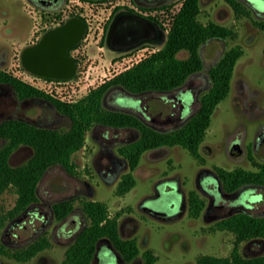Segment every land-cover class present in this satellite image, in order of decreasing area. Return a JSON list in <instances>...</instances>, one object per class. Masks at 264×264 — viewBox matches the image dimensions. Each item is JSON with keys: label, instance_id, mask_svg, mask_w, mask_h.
Listing matches in <instances>:
<instances>
[{"label": "rangeland", "instance_id": "374dc122", "mask_svg": "<svg viewBox=\"0 0 264 264\" xmlns=\"http://www.w3.org/2000/svg\"><path fill=\"white\" fill-rule=\"evenodd\" d=\"M79 1V4L72 6V11L87 13L90 27L85 35L86 39L82 41L83 45L74 51L83 57L80 60L79 69H83L86 65V71L79 72L82 76L79 78L82 89L75 94H84L90 87L112 78L163 46L164 42L144 43L127 52L110 51L104 43L102 32L109 11L106 7L110 4H100L96 7L87 1ZM181 1L175 2L177 4L175 11L181 7ZM251 1L257 8L264 9V0ZM244 2L249 8L247 14H237L226 0H201L200 2L199 19L203 23L215 21L230 27L233 29V35L227 38H210L201 46L204 67L185 86L188 88L185 92L186 103L190 104L194 100L193 90H197L211 80L209 69L227 49L240 45L244 50L236 64L230 93L216 107L211 124L201 143L200 150L205 161H199L188 149L180 145L161 146L148 150L143 153L135 170V186L125 194H118L120 176L115 181L103 179L99 170L105 171L106 165H99V145L87 131L84 145L72 155L75 171L68 172L63 165L55 164L50 166L41 178L38 202L41 214H46V217L52 216L50 205L69 197L76 198L75 206L81 208V212L82 199L90 198L106 202L110 216L118 215L120 228L122 221L125 220L121 229L122 237L137 239L140 254L136 262L131 264H143L142 252L146 249H152L157 255L155 264H196L198 258L204 254L224 257L231 255L236 236L230 230L215 229L213 225L218 219H207L203 213L199 217L191 216L188 205L184 213L181 215L180 213L183 192L187 201L191 190L200 191L197 187V179L203 168L256 170L257 163L264 161V147L253 148L256 131L264 123V28L259 24L264 21V12H257L247 1L244 0ZM25 4L26 0H0V49L8 50L10 54L13 53L17 42L24 40V32L32 31L31 28L36 23L35 17L28 12ZM4 7L9 10L8 14L1 10ZM69 14L70 7L65 6L63 17L66 18ZM172 17L171 14L163 18L166 22V36L171 27ZM9 26L13 27L12 31L8 29ZM114 55L116 56L113 58ZM178 55L185 58L188 52L184 50ZM19 63L20 60L16 56L10 63L6 60L0 62V69L10 70ZM205 91L203 90L201 94ZM154 96L148 100L149 103L156 109L168 110V103L162 99L161 95ZM8 117L22 118L41 126L62 130L69 128L71 124L70 117L62 114L49 99L22 98L12 86L2 84L0 85V122ZM181 125L179 123L157 126L169 130ZM125 132L128 130L125 129ZM237 138L242 141L244 148V155L241 158H236L228 150L229 144ZM5 142L0 138V145ZM248 147L251 148L249 152ZM33 153L34 149L31 146L20 145L12 153L10 162L13 165H20ZM127 171H129L128 167L123 169L121 174ZM162 180L169 181L162 186L160 194L157 195V183ZM214 180L217 181L215 177ZM58 182L61 186L57 185ZM254 190L264 193V187ZM150 195L155 197L148 199V205L159 211V216L151 215L139 206L140 202ZM17 198L18 193L13 187L0 194V216L6 215L14 208ZM261 198L262 194H252L248 189L240 201L247 205L249 201L255 202L253 209L248 211L255 215H262L264 200L260 201ZM205 199L207 201L206 197ZM43 219L45 218L30 222L28 217L25 224L10 226L5 240L10 249L21 248L47 233L51 245L28 261H18L7 255H0V264L61 263L65 257L66 248L73 239L61 235L54 237L52 230L56 224L55 217L51 225L43 226ZM78 221L79 216L72 215L66 223V228L76 226ZM88 222L85 216L83 224L87 225ZM8 223L10 219L7 220L5 228ZM36 230L39 231L37 234H35ZM240 252L247 257L263 254L264 240H245L240 245ZM102 264H118L111 250L106 251Z\"/></svg>", "mask_w": 264, "mask_h": 264}, {"label": "trees", "instance_id": "16d2710c", "mask_svg": "<svg viewBox=\"0 0 264 264\" xmlns=\"http://www.w3.org/2000/svg\"><path fill=\"white\" fill-rule=\"evenodd\" d=\"M237 14H247L249 8L240 0H226ZM201 0H183L175 13L163 46L134 63L92 90L74 103L63 102L24 81L0 69V83L11 85L20 97H43L49 99L71 119L67 129L44 127L27 120L6 118L0 122V137L6 142L0 145V194L10 187L16 189L18 198L14 208L6 215L0 216V255H7L19 261H27L51 245L47 235H43L23 248H9L1 234L8 219L20 215L29 205L38 200V184L50 166L61 164L68 172L75 171L73 153L80 149L86 140V132L95 122L131 125L141 130L136 141L123 145L120 149L128 159L130 170L123 174L117 188L118 194H125L136 184L133 171L138 166L144 152L161 147L180 145L199 161L205 158L200 150L212 115L218 104L231 90V81L236 64L243 55L240 45L227 49L220 59L209 69L211 87L202 94L199 110L182 126L160 131L138 118L121 112L106 109L102 98L106 89L113 84L122 85L130 91L144 90L166 91L182 85L193 73L204 67L201 46L210 38H227L233 35V29L199 19ZM264 28V21L259 23ZM188 56L180 57L181 51ZM21 144L34 149L32 156L20 165H13L10 157ZM225 188L233 190L247 182L264 184V161L257 163L256 170L235 168L216 169ZM189 214L199 217L205 208L206 200L197 191L188 193ZM74 198L53 204L58 218L67 216L74 208ZM82 207L89 218V224L81 230L77 238L67 247L61 264H91L97 242L108 238L121 253L123 258L131 261L140 254V247L135 237L124 238L120 234L117 216H110L108 204L101 200L83 199ZM215 229L230 230L235 234L234 246L228 257L212 254L201 255L196 264H264V253L244 256L240 245L245 240H264V215L238 212L217 220ZM143 264H155L157 255L152 249L142 252Z\"/></svg>", "mask_w": 264, "mask_h": 264}, {"label": "flooded vegetation", "instance_id": "af4514ba", "mask_svg": "<svg viewBox=\"0 0 264 264\" xmlns=\"http://www.w3.org/2000/svg\"><path fill=\"white\" fill-rule=\"evenodd\" d=\"M89 1H92V3H94L96 6L98 4H104V5L110 4L113 1L112 5L106 7V9H108L109 11L106 17V21L103 24L102 32L104 36L105 45L110 51L114 53L129 51L126 50L125 48L130 47L133 43H135L138 40L140 35L135 30L132 31L130 29L131 26L130 23L132 24L134 19L139 16L144 17L147 20H150L158 24L159 30L155 35L153 34L152 36L151 34H145V36L143 37H145L146 39L149 38L157 39L158 41L156 43H160V41L164 38V34L166 31L165 28L166 22L163 20V18L168 17L170 13L174 10L175 6L177 5L175 3L177 0H89ZM240 1H243V3L245 4L244 0H240ZM245 1H247V3L250 4L255 11L261 13L264 12V9L257 8L251 0H245ZM69 2L70 0H26L25 8L28 10L30 14H32L35 17L36 23L32 26L31 28L32 31H30L29 33L24 32L23 41L25 42V44L22 47H20L19 49L15 47L13 53L11 54L10 51L8 50L5 51L0 49V62L6 60L8 63H10L11 60H13L16 56H18V59L20 60V63L18 65H20L24 70L30 73L45 76L48 78L70 81L71 83L74 81L75 83H72L71 85H73L74 87V96L76 97H73L71 101H64L59 99L63 102L74 103L79 99L83 98L84 96H86L92 90L103 85L106 81L111 79V77L97 86L90 87L85 91L84 94H80V95L75 94L77 91H80L82 89L79 80V78H82V76L79 74V72L81 73L85 72L86 65H84L85 68V69L83 68L84 70L79 69L80 60H82L83 57L78 53H75L74 51H77L83 45L82 41L86 39L85 35L87 33V29L89 25H88V21L82 14H78L76 10L72 11L73 10L72 5L69 4ZM182 2L183 0L181 1V5ZM65 6L70 7V14L66 18L63 17V10ZM1 10L5 11L6 14L9 13V10L6 7L2 8ZM161 12H165V15L164 16L160 15L159 13ZM117 14H120L122 16V19L124 20L122 21L120 34L115 36L111 40V42H109L108 32L111 23ZM68 23L71 24L69 27H68ZM77 25L80 26L79 29H77ZM8 29L12 31L13 27L9 26ZM59 29H63L61 36L48 38L50 33ZM72 33L77 34V39L70 41L68 37ZM146 43H152V42H146ZM62 54L65 60L68 63L72 64L71 70L66 68L65 66L66 61L62 57ZM115 56L116 55H114L113 58ZM16 66L17 65H15V67ZM15 67H11L10 70H6V71L8 73H11L13 76H15L14 73ZM197 72L193 73L182 85L166 91L144 90L139 92H133L128 90L122 85H118V84L110 85L106 89L103 95L102 104L108 110L132 115L155 129L159 128L157 125H168V124H179V123L183 125L199 110L201 105L200 98L202 94L205 93L212 85V80H210L205 84H203L202 86L198 87L197 90L192 89L194 91L195 97L192 103L187 104L185 101V92L186 90H188V88H186L185 86L191 82L192 78L197 75ZM2 84H6V83H0V85ZM203 90L206 91L201 94ZM158 94H160L162 99L165 100L166 103H168L167 106L168 110L164 111L163 108L156 109V107H153L149 103L148 100L154 95L156 96ZM53 105L55 106L54 103ZM61 113L65 114L63 112ZM8 118H15V117H8ZM17 119H22V118H17ZM125 129H127L128 132H125ZM87 131L90 132V135L99 145V149H98V158H99L98 160L100 161L99 165L100 166L106 165L105 171H101V169L99 170L103 179L105 181H115L120 176V180H121L123 174L127 173L128 171L122 174L121 172L123 171V169L127 167L130 170V164L128 159L121 152L120 148L123 145L132 143L137 139H139L141 136V130L131 125H119L116 123L95 122L91 126V128ZM21 145H26V144H21ZM234 145L239 146L240 153L238 155H235L232 152ZM253 145H254L253 147L254 149L261 146L264 147V123L261 124L260 127L257 129L255 140L253 141ZM115 146L117 148L116 150H115ZM228 150L236 158H241L244 155V148L242 145V141L239 140L238 138L234 139L229 144ZM247 150L249 152L251 148L249 149L248 147ZM135 170L133 171L134 174H135ZM214 177L217 179L218 182L214 180ZM169 180H173V179H169ZM169 180H162L157 183V191H158L157 195L160 194V190L162 186ZM57 185L61 186V183L58 182ZM197 187L200 190L198 192L202 196L204 195L207 198L205 208L202 211L204 217L207 219L220 220L229 217L227 215L232 212L233 213L231 215L238 212L250 213L248 210L253 209V204L255 202L249 201V205H247L245 202L240 201L241 198L243 197V194L248 189L249 191H251L252 194H262V198L260 201L264 200V193L262 191L254 190L258 187L263 188L264 184H260L256 182H247L245 184H242L236 189L229 190L225 188L223 181L220 178L217 170H213L208 167H205L200 171L197 179ZM89 193H91V191ZM37 194H38V200L33 202L20 215H18L21 216V219L15 220L18 217L17 216L14 219L10 220V223H8L6 228L5 227L3 228L1 239L7 247L8 245L5 240V235L7 234L8 228L10 226H19L21 224H25L26 219L28 217L30 219V222L33 221L35 222L36 220H40V219L42 220V218H45L43 219L44 220V223L42 224L43 226L47 224L51 225L54 220L53 218L55 217L56 224L54 225V228L52 230L53 236L56 237V235H61L64 237L72 238L73 241L77 238L81 230L89 224V222L87 225L83 224L85 222V216L88 220L89 218L85 213V211L83 210V207L81 212V208L75 206V201H74L73 210L67 216L63 218H58L56 216L53 209V204L62 201L59 200L50 205L52 216L46 217V214H41L39 210L40 208L38 207V202L40 198L39 184L37 187ZM153 197L155 196L150 195L149 197L143 199L140 202L139 206L143 210L147 211L149 214L159 216V211H156L155 209H153L148 205V199ZM70 198H74L76 200L75 197H69L66 199H70ZM186 205H188V212H189V199H187V201L185 200V194L183 192V204L181 207L180 215L184 213V210L186 209ZM74 214L79 216L78 224L76 226L73 225L70 229H67L66 223L69 220V218ZM124 224H125V220L122 221L121 228L119 225L120 234ZM38 232L39 231L36 230L35 234H37ZM43 235H47V233ZM30 243H28L27 245H29ZM97 243L99 246L98 254L96 257L94 254V258L91 264H97L98 262L102 264L103 258L108 249L111 250L113 254L116 256L118 260V264H131L133 262H136L137 260V257L132 259L131 261L125 260L121 255V253L117 250V248L113 245V243L110 242L108 238H102ZM15 248L18 249V247Z\"/></svg>", "mask_w": 264, "mask_h": 264}, {"label": "water", "instance_id": "95a60500", "mask_svg": "<svg viewBox=\"0 0 264 264\" xmlns=\"http://www.w3.org/2000/svg\"><path fill=\"white\" fill-rule=\"evenodd\" d=\"M124 19H122V16L120 14H117L115 16V18L113 19L112 23H111V26H110V29H109V32H108V41L111 42V40L120 34V28L122 26V21ZM72 23V22H70ZM70 23H68V27L71 25ZM130 29L132 31H136L140 37L138 38V40L133 43L130 47H127L125 48L126 50H130L132 48H136L146 42H152V43H156L158 40L157 39H154V38H149V39H146L145 37V34H151L153 36V34L155 35L157 33V31L159 30V27H158V24L155 23V22H152L150 20H147L146 18L144 17H136L133 21V23L131 24L130 23ZM80 26L77 25V29H79ZM62 31L63 29H59V30H55L53 31L52 33L49 34V37L48 38H53V37H58V36H61L62 34ZM166 38L167 36L164 34V38L160 41V43L162 42H165L166 41ZM68 39L70 41L72 40H75L77 39V34H70ZM62 52V51H61ZM63 53V52H62ZM62 57L64 58L63 54H62ZM65 60V58H64ZM66 61V60H65ZM64 61V62H65ZM67 62V61H66ZM65 62V66L67 69L71 70L72 69V64L71 63H66ZM160 131H168L167 129H160V128H156ZM232 152L235 154V155H238L240 153V149H239V146L238 145H234L233 146V149H232ZM233 213V212H232ZM232 213L228 214L227 216H230ZM21 219V216H18L15 220H20ZM98 250H99V246H98V243H97V246H96V251H95V257L97 256L98 254Z\"/></svg>", "mask_w": 264, "mask_h": 264}, {"label": "built area", "instance_id": "2783aa9c", "mask_svg": "<svg viewBox=\"0 0 264 264\" xmlns=\"http://www.w3.org/2000/svg\"><path fill=\"white\" fill-rule=\"evenodd\" d=\"M84 1H87V3H90L93 6H96L94 3H92V1H89V0H84ZM79 3H80L79 0H70V4L72 6H76ZM112 3H113V1L110 3V5H112ZM99 5L100 4H98L96 7H99ZM76 8H78V7H76ZM177 11L173 10L170 13V15L172 14L174 17V15ZM78 14H82L86 18V20L88 21V25H89L90 19L87 16L88 14L84 13V12H80V13L78 12ZM159 14L164 16L165 12H161ZM173 17H172V19H173ZM89 27H90V25H89ZM14 73H15V76L22 79L24 82L30 84L31 86H33V87L45 92L46 94H49V95L57 98V99H61L64 101H71L74 97L73 96L74 95L73 94L74 93V87H73V85H71L72 83L70 81H64V80L55 79V78H48L45 76L33 74V73H30V72L24 70L20 65H17L15 67Z\"/></svg>", "mask_w": 264, "mask_h": 264}, {"label": "crops", "instance_id": "0c3cea01", "mask_svg": "<svg viewBox=\"0 0 264 264\" xmlns=\"http://www.w3.org/2000/svg\"><path fill=\"white\" fill-rule=\"evenodd\" d=\"M12 33V32H11ZM25 44V42H18L16 47L19 49L20 47H22Z\"/></svg>", "mask_w": 264, "mask_h": 264}]
</instances>
